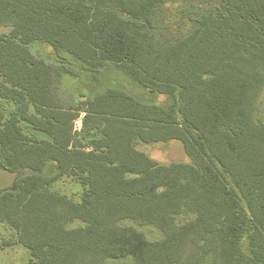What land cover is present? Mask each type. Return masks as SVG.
<instances>
[{"label":"trees","instance_id":"obj_1","mask_svg":"<svg viewBox=\"0 0 264 264\" xmlns=\"http://www.w3.org/2000/svg\"><path fill=\"white\" fill-rule=\"evenodd\" d=\"M175 4L189 26L166 41ZM113 66L166 102L61 94ZM172 141L189 163L138 149ZM0 170V250L28 264H264V0H0Z\"/></svg>","mask_w":264,"mask_h":264},{"label":"rangeland","instance_id":"obj_2","mask_svg":"<svg viewBox=\"0 0 264 264\" xmlns=\"http://www.w3.org/2000/svg\"><path fill=\"white\" fill-rule=\"evenodd\" d=\"M184 8L181 5H167L158 11V22L163 27L162 38L166 41L176 40L189 24L186 23L183 16ZM35 53L41 54L47 60L54 62L55 56L51 49L43 44H35L32 46ZM79 68L77 69V71ZM106 87L130 88L133 94L138 95L143 100L150 101L157 105H162L166 99L162 96H147L143 91L134 88L125 75L120 73L114 66L108 71L102 72L98 76L89 72H80L77 77H64L60 90L61 94L67 101H77L81 99V95L92 96ZM141 93V94H140ZM262 101V100H261ZM82 117V115L80 116ZM138 149L145 152L152 160L160 165H168L173 162L189 163V158L184 154L181 144L177 141L169 143L139 145ZM16 175L9 174L0 170V190L8 188L12 185ZM57 189L66 193L68 196L78 200L80 187L70 181H65L57 185ZM79 225V224H78ZM146 235L159 238L160 234L154 228H143ZM14 241V234L7 227L0 224V242ZM29 252L26 248L19 244L11 245L0 250V264H28Z\"/></svg>","mask_w":264,"mask_h":264},{"label":"built area","instance_id":"obj_3","mask_svg":"<svg viewBox=\"0 0 264 264\" xmlns=\"http://www.w3.org/2000/svg\"><path fill=\"white\" fill-rule=\"evenodd\" d=\"M81 119L82 117H79L75 122H74V131L78 132L81 129Z\"/></svg>","mask_w":264,"mask_h":264}]
</instances>
